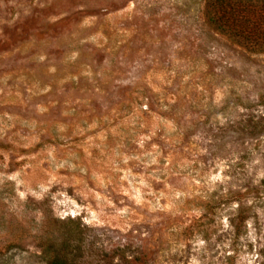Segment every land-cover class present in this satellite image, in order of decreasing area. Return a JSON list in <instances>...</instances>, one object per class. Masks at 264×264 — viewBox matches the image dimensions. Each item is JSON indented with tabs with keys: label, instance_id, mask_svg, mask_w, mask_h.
<instances>
[{
	"label": "rangeland",
	"instance_id": "374dc122",
	"mask_svg": "<svg viewBox=\"0 0 264 264\" xmlns=\"http://www.w3.org/2000/svg\"><path fill=\"white\" fill-rule=\"evenodd\" d=\"M217 1L0 0V264H264V43Z\"/></svg>",
	"mask_w": 264,
	"mask_h": 264
},
{
	"label": "trees",
	"instance_id": "16d2710c",
	"mask_svg": "<svg viewBox=\"0 0 264 264\" xmlns=\"http://www.w3.org/2000/svg\"><path fill=\"white\" fill-rule=\"evenodd\" d=\"M217 5L219 8V13L217 14L218 18L223 17L221 13L222 10L224 12H231V10H234L233 12L240 15L241 18L239 23L243 31L241 34L249 38V40L258 42L260 45L264 43V0L257 3H249L248 5H236L227 0H218ZM223 15L225 17L224 13ZM52 264H59V261H52Z\"/></svg>",
	"mask_w": 264,
	"mask_h": 264
}]
</instances>
